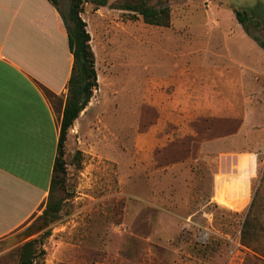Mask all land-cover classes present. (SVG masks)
Instances as JSON below:
<instances>
[{"label": "rangeland", "instance_id": "374dc122", "mask_svg": "<svg viewBox=\"0 0 264 264\" xmlns=\"http://www.w3.org/2000/svg\"><path fill=\"white\" fill-rule=\"evenodd\" d=\"M53 1L68 13L70 0ZM142 4L168 7L170 26L128 10ZM82 10L99 107L68 134L66 176L52 197L58 217L45 224L44 208L1 241V263L18 264L21 247L36 240L44 251L36 264H264V54L250 41L264 43V0H83ZM236 11L250 17L251 36ZM219 71L233 83L243 73L244 111L196 117L192 107L155 106L187 74L205 85L216 76L237 105L240 88H226ZM228 152L257 156L244 210L214 200L220 170L251 173L250 160L221 162Z\"/></svg>", "mask_w": 264, "mask_h": 264}, {"label": "crops", "instance_id": "0c3cea01", "mask_svg": "<svg viewBox=\"0 0 264 264\" xmlns=\"http://www.w3.org/2000/svg\"><path fill=\"white\" fill-rule=\"evenodd\" d=\"M243 31L248 37L242 27ZM250 41L264 54L254 39ZM73 67L66 26L50 0H0V242L12 237L48 203ZM251 73L252 81L259 79V73ZM216 74L226 78L225 87L229 90L236 92L240 88L238 106L227 94L225 97L219 92L213 80L216 76L208 77L209 83L205 85L198 83L201 77L190 74L180 77V82L172 79L176 93L170 95L169 103L155 106L192 107L196 117L225 116L227 108L231 111L233 107L244 111L243 73H239V82L234 83L232 73ZM182 79L187 82H181ZM98 84L102 89L100 79ZM181 85L185 86L183 98L179 97ZM252 87L256 85L252 83ZM94 107H99L96 95L70 132L78 131ZM232 158L252 161L251 173L220 170L216 174L214 200L239 211L252 201L257 156L236 152L220 155L221 162ZM3 254L0 251V264Z\"/></svg>", "mask_w": 264, "mask_h": 264}, {"label": "trees", "instance_id": "16d2710c", "mask_svg": "<svg viewBox=\"0 0 264 264\" xmlns=\"http://www.w3.org/2000/svg\"><path fill=\"white\" fill-rule=\"evenodd\" d=\"M50 1L57 7L56 1ZM82 5L83 0H70L67 14L58 9L68 32L70 50L74 56V67L69 84V95L61 122L58 155L54 166L50 197L44 214L41 217L45 221V224L53 222L61 211V202L53 201L52 197L56 188L63 184L62 180L66 176L67 169L64 159V148L68 140V134L76 120L80 117V114L90 103L94 91L99 86L96 59L91 46V35L87 29L88 25L86 21L81 16L83 13ZM128 10L139 13L149 25L170 26V10L168 7L157 10L142 4L141 6H130ZM236 19L242 25L245 32L251 36L247 27L250 17L245 12L236 11ZM252 38L264 50V43H261L256 37ZM37 249L36 240L25 243L21 247L18 264H36L39 254L44 253L43 250L39 252Z\"/></svg>", "mask_w": 264, "mask_h": 264}]
</instances>
